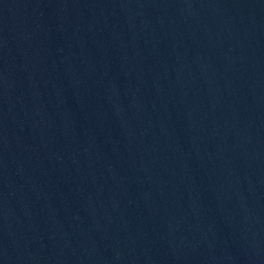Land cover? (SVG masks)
Wrapping results in <instances>:
<instances>
[{"label": "water", "instance_id": "water-1", "mask_svg": "<svg viewBox=\"0 0 264 264\" xmlns=\"http://www.w3.org/2000/svg\"><path fill=\"white\" fill-rule=\"evenodd\" d=\"M0 264H264V0H0Z\"/></svg>", "mask_w": 264, "mask_h": 264}]
</instances>
